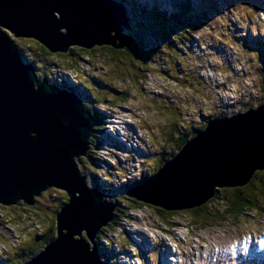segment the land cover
I'll list each match as a JSON object with an SVG mask.
<instances>
[{"label":"rangeland","instance_id":"374dc122","mask_svg":"<svg viewBox=\"0 0 264 264\" xmlns=\"http://www.w3.org/2000/svg\"><path fill=\"white\" fill-rule=\"evenodd\" d=\"M189 1L195 5L193 12L189 10L186 14L182 13V18L177 20L178 26L173 32L175 35L179 33L181 41H184L182 37L188 39L186 40L191 44L190 53H186V50L176 51L170 47L165 42V35L159 32L161 28H155L153 23L151 26L145 21L139 22L130 18V29H133L126 28L124 33H134L143 40L149 51L155 50L171 62L180 61L184 64L186 72H204L205 77L198 83L196 80L191 88L181 87L178 81L172 78L171 72H168L169 77L160 74L157 70L164 67L156 62L148 69L147 78L141 80L140 70L144 63L136 59H127V62L121 59L120 66L126 69L121 79L123 69L119 68L117 63L107 64L98 58L100 53L109 55L110 51L105 49L108 45L105 44L85 49L87 51H81L80 48L84 50L83 47L73 45L69 47L68 53L73 50L75 56L70 59L64 56L67 52H57L56 59L42 52L35 38H14L26 58L29 54L33 57V54L38 53L37 64L41 63L42 66L39 68V74H42V69L47 71V60L50 59L49 63H58L56 69H51L55 75L69 73L73 79L80 78L82 81L88 76L96 80V83L91 81V87L95 89L101 87L106 91V88L127 90V103H116L112 108L95 105L99 116L105 115L106 121L102 122L103 128L96 134L93 132L96 119L92 114L94 119L89 150H93L98 157L97 174L105 189L110 183L114 189L122 185L132 191L136 186L133 184L141 180L142 174L148 176L151 170L156 171L159 168V163L173 157L179 134V131L172 127L174 122L183 128L187 125L192 128L201 127L208 117L212 119L215 116L230 115L240 111L247 100L261 98L264 87V0ZM189 1L118 0L130 11L132 17L134 6L137 5L135 12L140 18L148 20H155V17L163 15L165 11L170 14L181 10L180 8H185ZM208 1L210 5H207ZM200 10H205L208 16L201 21L197 18L195 27L186 26L185 21H194L196 13ZM179 22H182L181 26ZM190 31L192 33L189 35ZM131 36L133 37V34ZM254 40L260 44H254ZM151 57L149 54L148 61ZM118 60L120 58L117 57L116 61ZM69 62L71 65H66ZM177 65L180 66L179 63ZM107 70L108 80L105 79ZM134 71L136 74L139 72V75L132 76ZM100 83L104 86H100ZM80 89L82 90V87ZM195 90L199 92L197 95ZM163 93L171 98H166L167 95ZM179 95L186 99H196V106L199 104L200 108L192 105L190 109L181 107ZM183 102L181 101L182 104ZM164 104H171V107ZM105 106H111V102ZM194 114L198 115L196 119ZM123 121L131 126L125 129L121 125ZM108 130L116 134L111 135ZM76 162L82 169L83 163ZM250 182L251 179L245 185L226 188H241ZM60 198V189L47 187L35 196V200L40 201L37 206L23 202L9 205L0 203L3 211L0 212V258L5 257V249L14 251V248L19 246L27 247L32 237L45 232L53 224L49 210H54L56 201ZM210 205L205 211L216 213L217 216L221 214L222 217L220 222L212 219L209 220L211 222L208 226H205L202 222L195 223L196 215L190 208L183 211L170 210V214H166L159 212L153 205H144L141 201L134 207L123 204L125 208L122 216L113 220L115 223L110 234L112 245L101 239V247L110 251L115 264H170L171 256L169 259L167 256L172 252L176 253L177 257L181 256L185 264H264V209H248L236 218L226 213L222 203H215L216 209ZM115 208H118L117 204ZM213 223L214 225H210ZM121 250H126L129 256L125 258L122 254L118 257L115 253Z\"/></svg>","mask_w":264,"mask_h":264},{"label":"water","instance_id":"95a60500","mask_svg":"<svg viewBox=\"0 0 264 264\" xmlns=\"http://www.w3.org/2000/svg\"><path fill=\"white\" fill-rule=\"evenodd\" d=\"M126 28V9L113 0H0V203L34 204L50 186L70 196L57 213L58 237L25 264H107L96 236L116 204L88 185L76 162L90 149L92 114L26 63L14 38H35L51 53L73 45L122 50L134 44ZM263 170L264 101L210 120L126 195L161 209H194Z\"/></svg>","mask_w":264,"mask_h":264},{"label":"trees","instance_id":"16d2710c","mask_svg":"<svg viewBox=\"0 0 264 264\" xmlns=\"http://www.w3.org/2000/svg\"><path fill=\"white\" fill-rule=\"evenodd\" d=\"M185 5H186L185 8H180L181 10L171 12L170 14H168L167 11L163 12L162 13L163 15H159V16L155 17V20L154 19L148 20L146 18H140V16L135 12L137 5L134 6V11H133L134 17L131 16L130 11L128 9H126V11H127V15L129 16V18H133L134 20H137V21H139V20L145 21L149 25H151L153 23V26L155 28L160 27L161 30L159 32H161L162 34L165 35V37H164V38H166L165 42L168 43L170 47H173L174 50L180 51V52H184L186 50V53H190L189 49L191 48V44L189 43V41H187L188 39L186 37H182L184 41H181L179 39V35H178L179 33L177 35H175V33L173 32L174 29L176 28V26H178L177 20L182 18L181 14L182 13L186 14L189 12V10H191V12H193V7L195 6L194 4H192L189 1V3L188 4L186 3ZM207 5H210L209 1H208ZM147 10L148 9H146V11ZM196 15H197L196 18L194 16V18H195L194 21L187 19L185 21V25L190 26L189 28L195 27L196 23H197V20H196L197 18H198V20L201 21L204 17L208 16V14L206 13L205 10H200L198 13H196ZM150 20H152V21H150ZM130 21H131V19H130ZM153 21H155V22H153ZM175 21H176V23H175ZM200 21H198V23H200ZM179 23H180L179 25L181 26L182 22H179ZM132 29H133V27H132ZM132 29H130V30H132ZM130 33H131V31H130ZM155 33H157V32H155ZM180 33H182V31ZM191 33L192 32L190 31L189 35ZM131 34H133V41H134V44L132 45V47L122 49V50H116L111 46H107L105 49L110 51L109 55H103L102 53L99 52L100 56L98 58L103 59L107 64L108 63L109 64L110 63H112V64L117 63V65H119V66H120V63H122L121 59H123L126 62H127V59H129L130 61H133L134 59H136V61L137 60L141 61L142 63H144L141 66V70L139 69L140 74H142L141 80L144 79V77H145V79L147 78L148 69L152 68L151 64H153L155 62L158 63L160 66L164 67V69L159 68V70H157L160 74H163L164 76L169 77L168 72H171L172 78L174 80H176V82L178 81L179 85H181L182 87L186 86V87L191 88L196 80H198L197 81V83H198V82H200L201 78L205 77L204 72H202V71H200L199 73L198 72L192 73V72H188V71L186 72V71H184L185 68H183L184 64H182L180 61L173 60L176 63L173 61L171 62L170 59H168V58L166 59V57L164 55H162L161 53H159L155 50L149 51L148 47L146 48V44L143 42V40H140L139 37L136 36L134 33H131ZM131 34H128V35H131ZM143 35L146 36V33H144ZM190 42L192 43L193 41L191 40ZM36 44H38L39 48L42 49V52H44L47 56L52 57V58L55 57L56 59H58L56 57L55 53H51L39 41H37ZM80 50L81 51H87V50H85V49L83 50L81 48H80ZM148 52H150V53H148ZM37 54L38 53L33 54L34 55L33 57L29 54V56H27V58L25 57V55L22 54V58H24V61L26 63H30L31 65L35 66L36 68H40L42 66H41V63L37 64V59H38V57L36 56ZM116 54H120V56H117ZM149 54H151L152 57L148 61V55ZM75 55L76 54L72 50V52H70L64 56L71 59ZM117 57L120 58V60L116 61ZM112 60H114V61H112ZM47 61H48L47 70H50L51 67L53 66L51 63H54V62L52 61L49 63L50 59H48ZM178 63L180 66L177 65ZM66 65H71V62L67 63ZM104 65L106 66L105 63H104ZM146 67H148V68H146ZM119 68L123 69V76H120L121 79H123L124 73L126 72L125 71L126 69L123 68L122 66H120ZM114 69H115V67L113 68V70ZM113 70L111 69V71H113ZM43 71L45 72L46 70H43ZM43 71H42V73H43ZM153 71H156V70L153 69ZM138 73L139 72H137V74H136V71H134V73L131 75L132 76H138L139 75ZM108 74H109V72L107 70L105 73V79L107 78V80H108V77H107ZM119 75H122V74H119ZM128 78L130 79V77H128ZM91 81L96 83V80L94 78H90L87 76L86 80H83L80 83V85H78L76 87H70L69 89L74 91V93L76 95H79V97L83 101L82 103H83L85 109L90 111V113L93 114V116L95 117L96 120L94 122L93 132L96 134V133H99L100 130L103 128L102 122L106 123V121L104 119L105 115H103L102 117H101V115L99 116L95 107L98 105V106H102L104 108H108V106H105V105H107L109 102H111L112 107L116 103H120V105L123 103H127L128 95H127L126 89H124L123 91H122V89H121V91H118V90H115L113 88H106L107 89V91H106L104 89H101V87L99 89H95L94 87H91V85H92ZM62 84H63V86L61 85L62 88H65L66 87L65 83H62ZM99 85L104 86L102 83H100ZM262 85H264L263 82H262ZM80 87H82L83 91L80 89ZM262 88H263V91H262L263 93L261 95V98L257 99V100L252 99V100L245 102L242 109H246V108H249L252 106H256V105H258L264 101V87H262ZM84 89H86L87 92H85ZM189 91H191V90H189ZM198 93L199 92L195 90V94L197 95ZM163 94L167 95L165 93H163ZM174 97H176V96H174ZM166 98H171V97H169L167 95ZM173 99L174 98H172V100ZM178 99L181 100L182 102L184 101L183 104L181 103V101L179 102L181 104V107H183V108L190 109L189 107H191V105L194 106L195 108L199 107V104H197V106H196V99L195 100H192L190 98L186 99L185 97H182L181 95H179ZM165 105L167 107H171V104H164V106ZM178 107H179V105H178ZM197 112H199V111H197ZM188 114H190V111H188ZM197 116H198L197 114L193 115V117L195 119L197 118ZM215 117H217V116H215ZM210 120H211V118L208 117L207 121L204 122L205 123L204 125H202L201 127L199 126V127H193V128L190 125H187L183 128V126L182 127H181V125L178 126V124H176V122H174L175 124H173L172 127L174 129H176L177 131H179L178 132L179 134H178V138L176 139L178 141L177 148L174 150L173 155L177 154V152L180 151V149L183 147V145L191 137H193L198 131L202 130ZM178 127L179 128L181 127V128L179 129ZM98 141H99V145H100V143H101L100 139ZM96 145H97V142H96ZM97 160H98V157L95 155V153H93V150H90L88 157L83 159L84 164L82 166V169L80 168V171H81L82 175L85 177L86 182L88 183V185L90 187L95 188V189H100L101 191L105 192L106 194L112 195V200H114L118 205V208L114 212V219L116 220V219H118V217L122 216V214H123V209L125 208L123 206V204H127L128 206L131 205V207H134L136 204H138L139 201L136 199L127 197L126 196L127 190L125 188L114 189L111 186V184L109 185L108 189L103 188L102 185L98 183L99 177L97 174L98 173V171H97L98 168H97V164H96ZM165 162H166V160H165ZM162 164L163 163H161V164L159 163V165H158L159 168L162 167ZM159 168L156 171H154V170H151V171L153 173L157 172L159 170ZM139 182H140V180L137 181V183H139ZM137 183H134L133 186L137 185ZM53 188L56 189V187H53ZM60 194H61V198L56 201V205H55L54 210H51V211L49 210L50 217L53 221V224H51L46 229L45 232H41L40 235H36V236L32 237V241L29 243V245L27 247H23V248L21 247L20 248V246H19L17 248H14L15 249L14 251L9 250L10 259L6 258L5 260L1 261V264H23L29 258L36 255V253L38 254L39 252L44 251L46 249V246L50 242H52L56 238V236H58L57 228H56L57 213L61 209V207L64 206L69 201V198H70L69 194L63 189H60ZM123 194H125L124 197L122 196ZM20 202L22 203L23 201L20 200L19 203ZM215 203H222L223 208L226 209V213L229 214L230 216H233L236 218H238L239 216H242V214L246 213L248 211V209H255L258 211L264 209V170L258 171L255 174L254 178L251 180V182L249 184H247V186L241 187V188H223L217 192L213 201L205 204L206 207L204 205V206H200V207L191 209L192 213L194 215H196L195 216V220H196L195 223H201L202 222L205 226H208L207 224H209L211 222L209 220L215 219V220H217V223L220 222V217H222L221 214H218L219 216H217L216 213L205 211L206 209H209L208 207L210 204H211L210 207H214L216 209ZM143 204L147 205L145 203H143ZM156 209L159 212L170 214L169 213L170 210L161 209L158 207H156ZM220 211L223 212L225 210L220 209ZM0 212L3 213V211L1 210V207H0ZM114 223L115 222L113 221L112 223L110 222L109 224L100 227L98 234L96 236V241L98 242V245L100 244L99 240H101V239L107 241L108 245H110V246L112 245L113 241H112V238L110 237V234L112 232L111 231L113 229L112 225ZM213 224H210V225H213ZM83 235H84V237H87L86 233H83ZM99 250H100L99 253H100L101 259L103 261H105L107 264H115V259L112 258V255L110 252L106 251L104 248L102 249L100 246H99ZM113 260H114V263H113Z\"/></svg>","mask_w":264,"mask_h":264},{"label":"clouds","instance_id":"9594fccd","mask_svg":"<svg viewBox=\"0 0 264 264\" xmlns=\"http://www.w3.org/2000/svg\"><path fill=\"white\" fill-rule=\"evenodd\" d=\"M113 130V129H112ZM112 130H108V131H110V132H113ZM114 133V132H113ZM85 233V232H84ZM87 238V237H86ZM97 244V243H96ZM92 245V244H91ZM97 247H98V244H97ZM102 248V247H101ZM98 250H99V247H98ZM106 250V249H105ZM100 251V250H99ZM37 254V253H36ZM1 261H3V260H0V264H1Z\"/></svg>","mask_w":264,"mask_h":264},{"label":"bare ground","instance_id":"6f19581e","mask_svg":"<svg viewBox=\"0 0 264 264\" xmlns=\"http://www.w3.org/2000/svg\"><path fill=\"white\" fill-rule=\"evenodd\" d=\"M19 37H22V36H19ZM82 101V100H81ZM83 102V101H82ZM121 122V121H120ZM50 187H53V186H50ZM229 195V194H228ZM230 205V204H229ZM232 211V210H231ZM234 213V212H233ZM214 225V224H213ZM153 237V236H152ZM159 258V257H158Z\"/></svg>","mask_w":264,"mask_h":264},{"label":"flooded vegetation","instance_id":"af4514ba","mask_svg":"<svg viewBox=\"0 0 264 264\" xmlns=\"http://www.w3.org/2000/svg\"><path fill=\"white\" fill-rule=\"evenodd\" d=\"M19 203V202H18ZM36 206L38 205V201L36 202V204H35Z\"/></svg>","mask_w":264,"mask_h":264}]
</instances>
